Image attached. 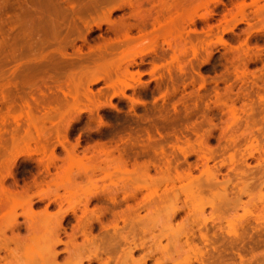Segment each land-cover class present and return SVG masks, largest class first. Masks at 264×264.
Segmentation results:
<instances>
[{
  "label": "rangeland",
  "instance_id": "rangeland-1",
  "mask_svg": "<svg viewBox=\"0 0 264 264\" xmlns=\"http://www.w3.org/2000/svg\"><path fill=\"white\" fill-rule=\"evenodd\" d=\"M0 190V264H264V0H0Z\"/></svg>",
  "mask_w": 264,
  "mask_h": 264
},
{
  "label": "bare ground",
  "instance_id": "bare-ground-1",
  "mask_svg": "<svg viewBox=\"0 0 264 264\" xmlns=\"http://www.w3.org/2000/svg\"><path fill=\"white\" fill-rule=\"evenodd\" d=\"M128 26H129V24H128ZM131 26V25H130ZM129 26V27H130ZM133 27V26H132ZM47 133V132H46ZM28 136H30V135H28ZM23 139V138H22ZM29 139H31V138H29ZM39 139V138H38ZM15 142H17V141H15ZM14 142V143H15ZM19 144V143H18ZM77 146V145H76ZM65 148V147H64ZM44 151V150H43ZM13 174V173H12ZM1 191V190H0ZM27 192V191H26ZM20 193V192H19ZM16 194V193H15ZM9 195H11V194H9ZM11 196H13V195H11ZM18 196V195H17ZM91 197V196H90ZM59 198V197H58ZM4 201V200H3ZM10 201V200H9ZM88 201V200H87ZM28 205H30V198L28 199ZM6 204H7V202H6ZM51 204H57L58 205V203H57V200H56V198L55 199H49L48 200V203L45 205V208H43V211H42V213H43V215L44 214H47V210H48V206L49 205H51ZM59 206V205H58ZM1 207H2V205H1ZM15 207V206H14ZM60 207V206H59ZM31 207L29 206L28 207V211L27 212H24L22 215L26 218V220H24L25 222H24V228H25V231H26V233H27V236L29 237V234H32V232L33 233H35V231H37V229H35V231H34V226H36L35 224L33 225V223H35V222H31V216L33 215V213H31L32 211H31V209H30ZM14 209V208H13ZM60 209V208H59ZM131 209V208H130ZM11 210H12V208H11ZM11 212V211H10ZM9 212V213H10ZM62 213V212H61ZM13 214V213H12ZM32 214V215H31ZM60 214V213H59ZM93 214V213H92ZM31 215V216H30ZM63 215H65V213L63 212V214L61 215L62 216V219H63ZM83 215V214H82ZM35 216H37V215H35ZM59 216V215H58ZM88 216V215H87ZM90 216V215H89ZM23 217V218H24ZM43 217V216H42ZM56 217V216H55ZM37 218V217H36ZM40 218V217H39ZM61 218H60V220H62ZM81 219V218H80ZM33 220V219H32ZM59 220V221H60ZM55 221V220H54ZM57 222V223H54V224H52V225H48V226H46V227H48V230H47V236H49V239H47V237H46V239L47 240H49V246L48 247H46L45 248V251L46 252H43V254L44 255H42L43 257L41 258V263H39V264H56V258H58L57 257V251L55 250V247H56V245H58V244H60V243H62V239H61V235H60V231H61V228H63V230L64 229H66V228H64V227H62V224L63 223H61V222ZM79 221V220H78ZM82 221V220H81ZM15 223V222H14ZM37 223V222H36ZM53 223V222H52ZM81 222H78V224H80ZM77 224V225H78ZM73 227V226H72ZM78 227V226H77ZM87 227V226H86ZM36 228H37V226H36ZM136 228V227H135ZM17 229V228H16ZM10 230V229H9ZM76 230V229H75ZM84 230V229H83ZM42 231V230H41ZM67 230H64V233L66 234V236H67V238H68V241L67 242H63V244H64V246L67 248V246H68V242H72L73 240H75V239H73L74 237H73V235H75V234H71V233H67L66 232ZM12 232H13V230H12ZM16 232V231H15ZM84 232V231H83ZM86 232V231H85ZM84 232V233H85ZM134 232V231H133ZM25 233V234H26ZM63 233V232H62ZM15 233H13V235H14ZM16 234H17V232H16ZM15 234V235H16ZM44 234L46 235V233L44 232ZM131 234V233H130ZM15 235H14V239L12 238V240L14 241L13 243H14V245H16L17 243L19 244V242L21 241V240H23V238H21L20 239V237L18 236V234L16 235L17 237L15 238ZM20 235V234H19ZM132 235V234H131ZM23 237V236H22ZM28 237H26L27 239H29ZM11 238V237H10ZM25 238V237H24ZM25 238V239H26ZM76 238V237H75ZM126 238V237H125ZM30 239H32V238H30ZM73 239V240H72ZM135 239V238H134ZM45 240V239H44ZM7 241V240H6ZM24 241H27V240H24ZM1 244V243H0ZM6 244V243H5ZM13 245V244H12ZM17 246V245H16ZM45 246H47V245H45ZM92 246V245H91ZM6 248V247H5ZM15 250L17 249V248H14ZM13 249V250H14ZM95 249V248H94ZM13 252H15V251H13ZM113 253V252H112ZM77 254V253H76ZM111 254V253H110ZM113 255V254H112ZM112 257H114V256H112ZM119 258V257H118ZM21 260V259H20ZM112 260V259H111ZM126 260V259H125ZM12 261V260H11ZM35 261V260H34ZM127 261V260H126ZM17 262H19L20 263V261H17ZM40 262V261H39ZM109 263V262H108ZM117 263V262H116ZM27 264V263H26Z\"/></svg>",
  "mask_w": 264,
  "mask_h": 264
}]
</instances>
